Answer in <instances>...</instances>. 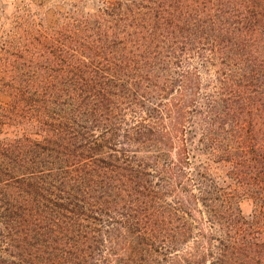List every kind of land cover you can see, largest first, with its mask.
<instances>
[{
  "label": "trees",
  "instance_id": "trees-1",
  "mask_svg": "<svg viewBox=\"0 0 264 264\" xmlns=\"http://www.w3.org/2000/svg\"><path fill=\"white\" fill-rule=\"evenodd\" d=\"M62 1L0 29V264H264V0Z\"/></svg>",
  "mask_w": 264,
  "mask_h": 264
},
{
  "label": "rangeland",
  "instance_id": "rangeland-1",
  "mask_svg": "<svg viewBox=\"0 0 264 264\" xmlns=\"http://www.w3.org/2000/svg\"><path fill=\"white\" fill-rule=\"evenodd\" d=\"M28 8L36 20L44 23H53L56 12L63 10L65 4L62 0H0V29L7 30L10 26V14L18 8ZM7 97L0 95V106L5 105ZM243 214H248L251 209L250 202L243 200L240 203Z\"/></svg>",
  "mask_w": 264,
  "mask_h": 264
}]
</instances>
